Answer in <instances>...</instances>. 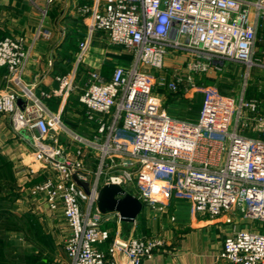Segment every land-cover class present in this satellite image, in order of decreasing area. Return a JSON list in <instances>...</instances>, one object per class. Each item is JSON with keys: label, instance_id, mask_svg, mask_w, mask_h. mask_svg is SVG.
I'll return each mask as SVG.
<instances>
[{"label": "built area", "instance_id": "2783aa9c", "mask_svg": "<svg viewBox=\"0 0 264 264\" xmlns=\"http://www.w3.org/2000/svg\"><path fill=\"white\" fill-rule=\"evenodd\" d=\"M78 11L90 14L78 62L86 59L97 30L133 55L132 63L115 66L110 78L89 71L79 102L89 121L97 123L90 136L63 120L77 88L76 70L57 75V87L38 92L22 79L29 55L24 39H0V66L8 68L11 83L0 91V114L29 139L31 172H49L30 194L44 198L52 210H63L71 233L61 264H144L162 248L160 238L132 236L114 239L107 250L100 247L111 236L101 225L96 203L106 184L133 186L143 203L159 210L176 198L187 199L193 211L212 218L231 212L264 223V124L258 137L240 131L250 113L264 121L257 99L226 95L189 79L204 100L198 121L180 120L162 108L155 88L159 83L177 92L183 77L167 82L152 71L162 70L173 53L188 57L192 74H206L222 62L248 70L264 66V58L256 55L264 42L259 37L264 0H97ZM50 98L59 99L57 110L48 105ZM221 153L226 157L219 164ZM90 156L95 168L88 163ZM220 257L230 264H264V232L235 231L225 239Z\"/></svg>", "mask_w": 264, "mask_h": 264}, {"label": "crops", "instance_id": "0c3cea01", "mask_svg": "<svg viewBox=\"0 0 264 264\" xmlns=\"http://www.w3.org/2000/svg\"><path fill=\"white\" fill-rule=\"evenodd\" d=\"M96 3L97 0H0V39L23 38L29 51L22 73L25 83L34 85L38 92L50 90L58 85L57 75L76 70L77 88L64 110L63 120L72 129L89 136L94 134L97 123L89 121L86 109L79 102L89 71H99L110 78L115 66L130 65L133 60L131 53L110 42L105 31L97 30L92 35L91 54L87 62H78L79 43L88 33L90 20L89 13L83 15L78 9L84 5L93 7ZM43 29L47 30L46 35L40 33ZM259 37H264V28L259 29ZM256 55L264 58V42H259ZM178 58L182 61L179 62ZM187 66L188 57L180 53L168 55L165 67L154 73L167 82L175 80L176 76L184 80L177 92L159 83L155 92L162 99V108L172 117L196 122L204 96L191 87L189 79L195 78L196 81L216 86L226 95L235 93L210 81L209 72L192 74ZM255 67L261 66L254 65L249 70L245 66L249 77ZM213 68L216 72L222 70L221 67ZM249 84L247 81L243 90L236 94L243 93L247 99L256 98L258 113L264 118V85L260 86L258 80L255 84L261 90L250 93ZM10 85L8 68L0 66V91ZM47 103L51 109L57 110L59 99L50 98ZM254 118L250 113L240 126L241 133L260 136L259 129L264 121ZM75 146L76 143L73 144ZM30 151L27 136L18 134L10 117L0 114V264H61L66 261V254L63 260L58 248L64 245L71 229L61 208L52 210L44 198H35L30 194L35 183L49 176V172L41 170L35 174L31 172L34 166L28 160ZM225 157V153L217 157L219 164L224 162ZM87 160L95 168L94 156ZM126 190L137 194L133 186ZM100 220L102 227L108 229L111 235L109 241L100 246L104 250L116 238L162 239V248L144 264H230L220 257L228 236L242 228L264 232V223L244 224L247 220H242L239 213L227 212L212 218L207 213L193 211L189 200L177 198L166 210L143 203L141 212L134 220L123 219L117 211H100Z\"/></svg>", "mask_w": 264, "mask_h": 264}, {"label": "rangeland", "instance_id": "374dc122", "mask_svg": "<svg viewBox=\"0 0 264 264\" xmlns=\"http://www.w3.org/2000/svg\"><path fill=\"white\" fill-rule=\"evenodd\" d=\"M90 54H91V49H90L88 55L86 56V59H88ZM181 55L185 56L184 54H181ZM86 59L84 60L85 61L84 63L87 62ZM177 60L179 61L180 59L178 58ZM183 60H184L183 62L186 64V60L185 59H183ZM181 61H182V59H181ZM181 61H179V62H181ZM263 63H264V60H263ZM218 66H219V68L221 67L222 70H220L219 72H216V71H214V68H212L210 70L211 72H209V74H211L209 76V79H210V81L214 82L215 85H217V86L219 85L222 89L229 90L231 93L236 94V93H239L240 90L242 91L243 85L246 84L247 81H249V83H250L249 84L250 86L248 89L250 93L258 90L257 85L255 84L258 80H259L260 86L264 85V66L255 67L252 71L251 77L248 76L247 71H246L247 68L245 69V66H243V65L232 63V62H222ZM152 71L154 72L155 69H152ZM193 79L196 80L195 78H193ZM260 90H258V91H260ZM262 91H264V88L262 89ZM28 160H29V157H28ZM0 188H1V185H0ZM250 223H251V221H245L244 224H250ZM256 223L260 224L259 221H256ZM58 250H59V252L62 253L61 254L62 259L64 260L65 253H64L63 244H61L59 246Z\"/></svg>", "mask_w": 264, "mask_h": 264}, {"label": "water", "instance_id": "95a60500", "mask_svg": "<svg viewBox=\"0 0 264 264\" xmlns=\"http://www.w3.org/2000/svg\"><path fill=\"white\" fill-rule=\"evenodd\" d=\"M97 204L102 213L117 211L125 220H134L143 208L136 195L116 184H106L100 189ZM119 259L124 261L122 253H119Z\"/></svg>", "mask_w": 264, "mask_h": 264}]
</instances>
